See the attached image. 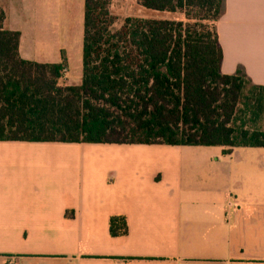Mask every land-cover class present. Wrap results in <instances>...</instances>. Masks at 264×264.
Masks as SVG:
<instances>
[{"label": "crops", "instance_id": "obj_1", "mask_svg": "<svg viewBox=\"0 0 264 264\" xmlns=\"http://www.w3.org/2000/svg\"><path fill=\"white\" fill-rule=\"evenodd\" d=\"M37 2L0 0L28 60ZM214 26L221 72L264 87V0H223ZM0 264H264V147L0 141Z\"/></svg>", "mask_w": 264, "mask_h": 264}, {"label": "trees", "instance_id": "obj_2", "mask_svg": "<svg viewBox=\"0 0 264 264\" xmlns=\"http://www.w3.org/2000/svg\"><path fill=\"white\" fill-rule=\"evenodd\" d=\"M137 2L154 15L116 28L110 0H83L79 84L65 82L63 54L22 58L0 9V141L264 147V87L220 70L223 0ZM108 231L126 235V218L111 215Z\"/></svg>", "mask_w": 264, "mask_h": 264}, {"label": "rangeland", "instance_id": "obj_3", "mask_svg": "<svg viewBox=\"0 0 264 264\" xmlns=\"http://www.w3.org/2000/svg\"><path fill=\"white\" fill-rule=\"evenodd\" d=\"M67 5L64 11L61 6L59 18H54L53 12L48 0H41L28 13L29 23L34 35L42 37L45 44L34 50V59L38 62L51 60L52 49L58 45L67 55L69 61L67 64L66 77L71 84H77L81 79V49H82V29H83V0H66ZM81 2V6H80ZM110 10L116 16L114 27H119L122 20L128 16H152L146 14L139 6L137 0H110ZM164 18H173L185 20L179 14H162ZM54 18V19H53ZM213 26V22L209 23ZM54 30V31H52Z\"/></svg>", "mask_w": 264, "mask_h": 264}]
</instances>
